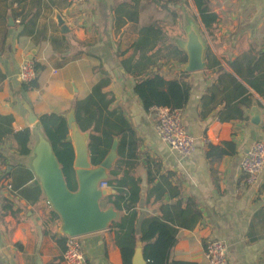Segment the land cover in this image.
<instances>
[{
	"label": "crops",
	"instance_id": "1",
	"mask_svg": "<svg viewBox=\"0 0 264 264\" xmlns=\"http://www.w3.org/2000/svg\"><path fill=\"white\" fill-rule=\"evenodd\" d=\"M208 5L217 16L210 35L195 18L192 0H86L75 5L68 0H0V264H64L61 221L49 215L52 209L30 167L32 130L42 115L65 117L104 78L109 80L103 90L111 99L109 110L123 114L137 141L135 158L124 159L118 178L128 172L138 184V231L154 217L175 228L171 258L177 261L208 264L207 243L221 240L230 264H264V168L250 187L240 171L243 153L264 140V0H208ZM182 9L208 41L202 71L179 70L185 55L171 39L184 38ZM56 13L65 21V34H60ZM7 14L12 27L6 25ZM146 26L155 33L153 42L142 46ZM159 39L163 43L158 45ZM31 55L40 70L35 87L24 89L16 75ZM132 73H157L189 85L180 110L185 130L195 139L190 156L178 157L159 140L154 109L143 110ZM26 129L27 155L25 137L18 136ZM226 143L231 145L220 159L206 158L208 146ZM116 195L104 198L101 207L111 206ZM189 208L199 212L194 224ZM120 219L79 237L88 264H122L115 241Z\"/></svg>",
	"mask_w": 264,
	"mask_h": 264
},
{
	"label": "trees",
	"instance_id": "2",
	"mask_svg": "<svg viewBox=\"0 0 264 264\" xmlns=\"http://www.w3.org/2000/svg\"><path fill=\"white\" fill-rule=\"evenodd\" d=\"M196 9V19L203 27L205 34L210 35L217 22V16L209 9L208 0H192ZM172 15H175L172 13ZM159 32V31H158ZM153 26L142 27V46L151 44L154 35ZM162 39L158 40V45ZM154 47V43H152ZM175 54L178 51L172 48ZM185 61V56L183 57ZM35 70L38 72L40 66L35 64ZM134 93L142 102L145 112H150L155 108H168L170 110L182 109L188 101L190 87L181 80H164L157 73L135 74ZM33 81L29 85H24V89L35 87ZM109 80L101 79L91 89V92L83 100H77L73 104L75 121L79 130L83 133H89L87 139V148L89 160L92 166H97L107 154L112 140L118 138L117 154L118 160L114 168L110 171L111 179L105 181L113 188L117 195L115 201L111 203L113 207L124 212L120 221L115 224L117 234L115 241L120 249L122 264H131V258L138 240L142 244V254L146 264H195L187 261H177L171 258V253L176 242V230L172 226L161 221L159 218H148L141 225L140 232L137 229L136 200L138 184L125 172L118 178L120 167L124 159H134L137 151V141L134 132L128 121L119 111L109 110L111 99L103 92L107 87ZM41 130L49 139L52 150L62 168L67 186L74 191V172L72 168L74 152L70 143L66 142L68 127L65 117L56 114H45L38 118ZM19 137H25L23 154H28L26 148L29 130L19 132ZM231 144L226 143L223 148L208 146L206 158L209 161H216L225 154V147ZM126 190V192H124ZM122 193H125L123 196ZM192 212L193 224L199 217L196 208H189ZM50 216L57 214L50 210ZM60 238L64 239V236ZM66 238V237H65ZM65 240V239H64Z\"/></svg>",
	"mask_w": 264,
	"mask_h": 264
},
{
	"label": "water",
	"instance_id": "3",
	"mask_svg": "<svg viewBox=\"0 0 264 264\" xmlns=\"http://www.w3.org/2000/svg\"><path fill=\"white\" fill-rule=\"evenodd\" d=\"M55 21L60 34L67 33L65 21L57 13ZM6 25L8 27L14 25L10 14L6 15ZM182 30L183 39L178 37L171 39L177 49L186 56L179 70L183 73L204 70L208 41L201 31L200 24L185 9H182ZM29 58L32 59V55ZM65 119L68 127L66 142L72 145L74 152L72 168L76 189L71 191L68 188L59 161L52 150L49 139L41 130L39 122L32 130L34 144L30 167L35 182L39 184L49 206L61 221L59 234L67 237H80L105 230L120 219V212L112 205L107 208L101 207V201L115 194V191L111 187L99 188L98 186L100 182H105L110 178V170L118 159V142L114 138L99 165L92 166L87 148L88 135L79 130L74 110H70ZM131 264H146L140 240L136 243Z\"/></svg>",
	"mask_w": 264,
	"mask_h": 264
},
{
	"label": "built area",
	"instance_id": "4",
	"mask_svg": "<svg viewBox=\"0 0 264 264\" xmlns=\"http://www.w3.org/2000/svg\"><path fill=\"white\" fill-rule=\"evenodd\" d=\"M71 4H81L86 0H68ZM37 72L33 59L25 58L17 71V81L22 85H29L36 80ZM181 110L168 108H155L154 131L175 155L180 158L190 156L195 151V139L190 135L182 124ZM264 168V140L255 141L242 155L240 171L243 183L250 187L254 185L260 172ZM2 166L0 163V176ZM99 188L107 187L106 182H100ZM10 189V185L5 186ZM62 262L64 264H88L82 251L79 237L65 236ZM205 258L208 264H230L227 255V246L221 240H210L205 247Z\"/></svg>",
	"mask_w": 264,
	"mask_h": 264
},
{
	"label": "rangeland",
	"instance_id": "5",
	"mask_svg": "<svg viewBox=\"0 0 264 264\" xmlns=\"http://www.w3.org/2000/svg\"><path fill=\"white\" fill-rule=\"evenodd\" d=\"M174 61H175V62H179V59H178V58H175ZM102 208H104V207L102 206Z\"/></svg>",
	"mask_w": 264,
	"mask_h": 264
}]
</instances>
